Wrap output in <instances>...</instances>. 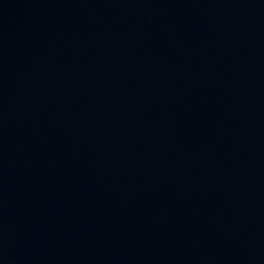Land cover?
Wrapping results in <instances>:
<instances>
[{"label":"water","instance_id":"obj_1","mask_svg":"<svg viewBox=\"0 0 264 264\" xmlns=\"http://www.w3.org/2000/svg\"><path fill=\"white\" fill-rule=\"evenodd\" d=\"M0 264H264V0H0Z\"/></svg>","mask_w":264,"mask_h":264}]
</instances>
